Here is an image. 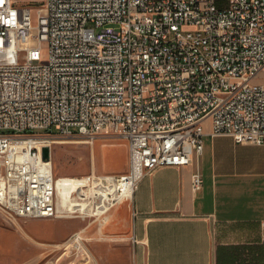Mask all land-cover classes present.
Here are the masks:
<instances>
[{"label":"built area","instance_id":"built-area-1","mask_svg":"<svg viewBox=\"0 0 264 264\" xmlns=\"http://www.w3.org/2000/svg\"><path fill=\"white\" fill-rule=\"evenodd\" d=\"M263 70L264 0H0V213L62 215L49 140L31 132L127 141V172L76 177L66 215L99 227L144 176L191 165L207 120L264 145ZM85 235L68 248L89 258Z\"/></svg>","mask_w":264,"mask_h":264},{"label":"crops","instance_id":"crops-1","mask_svg":"<svg viewBox=\"0 0 264 264\" xmlns=\"http://www.w3.org/2000/svg\"><path fill=\"white\" fill-rule=\"evenodd\" d=\"M205 131L191 165L158 168L111 210L99 229L102 260L105 248L119 259L127 248L131 264H264V145L213 136L209 120ZM83 222L86 235L99 226Z\"/></svg>","mask_w":264,"mask_h":264},{"label":"rangeland","instance_id":"rangeland-1","mask_svg":"<svg viewBox=\"0 0 264 264\" xmlns=\"http://www.w3.org/2000/svg\"><path fill=\"white\" fill-rule=\"evenodd\" d=\"M47 51L43 52V62ZM264 83V70L253 80ZM31 132L42 134L49 140L50 159L58 177H81L91 174H122L129 166L127 141L112 134L86 137ZM72 193V192H71ZM79 218L9 219L0 213V264H131L125 248L118 258L107 248V259L97 253L103 236L96 223L88 228L85 248L90 257H83L75 246L68 242L85 226ZM103 228V227H102Z\"/></svg>","mask_w":264,"mask_h":264},{"label":"bare ground","instance_id":"bare-ground-1","mask_svg":"<svg viewBox=\"0 0 264 264\" xmlns=\"http://www.w3.org/2000/svg\"><path fill=\"white\" fill-rule=\"evenodd\" d=\"M79 178L76 177H68V176H61L58 177V185H57V195H58V210L62 214L58 218L66 219V218H75L72 216H67L66 212L68 208L74 204V200L72 199L73 192L79 187ZM79 190V189H78ZM72 192V193H71ZM72 212H74V208H71Z\"/></svg>","mask_w":264,"mask_h":264},{"label":"water","instance_id":"water-1","mask_svg":"<svg viewBox=\"0 0 264 264\" xmlns=\"http://www.w3.org/2000/svg\"><path fill=\"white\" fill-rule=\"evenodd\" d=\"M42 155L46 159H50V148L48 146L43 147Z\"/></svg>","mask_w":264,"mask_h":264}]
</instances>
